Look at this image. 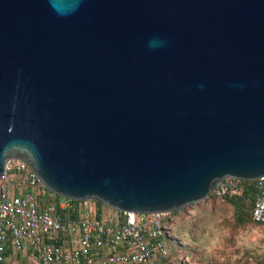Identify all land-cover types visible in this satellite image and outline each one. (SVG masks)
Returning a JSON list of instances; mask_svg holds the SVG:
<instances>
[{
    "label": "water",
    "instance_id": "obj_1",
    "mask_svg": "<svg viewBox=\"0 0 264 264\" xmlns=\"http://www.w3.org/2000/svg\"><path fill=\"white\" fill-rule=\"evenodd\" d=\"M11 159L121 212L263 176L264 0H0Z\"/></svg>",
    "mask_w": 264,
    "mask_h": 264
},
{
    "label": "built area",
    "instance_id": "obj_2",
    "mask_svg": "<svg viewBox=\"0 0 264 264\" xmlns=\"http://www.w3.org/2000/svg\"><path fill=\"white\" fill-rule=\"evenodd\" d=\"M254 181L253 219L264 224V175ZM243 190L240 179L227 177L212 193L224 198ZM57 195L28 162H7L0 178V264H9L12 252L30 254L38 264H152L169 255L155 239L167 229V213L116 211L107 222L96 217L92 200L78 207Z\"/></svg>",
    "mask_w": 264,
    "mask_h": 264
},
{
    "label": "rangeland",
    "instance_id": "obj_3",
    "mask_svg": "<svg viewBox=\"0 0 264 264\" xmlns=\"http://www.w3.org/2000/svg\"><path fill=\"white\" fill-rule=\"evenodd\" d=\"M110 210L115 211L105 206L102 212L109 218ZM165 222L176 246L152 264H264V225L235 224L233 206L213 193L167 213ZM19 257L10 264H38L30 254Z\"/></svg>",
    "mask_w": 264,
    "mask_h": 264
},
{
    "label": "trees",
    "instance_id": "obj_4",
    "mask_svg": "<svg viewBox=\"0 0 264 264\" xmlns=\"http://www.w3.org/2000/svg\"><path fill=\"white\" fill-rule=\"evenodd\" d=\"M240 182L245 185V190H243V192H241V193L227 194L224 197V199L228 203H230L234 208L235 224L244 225V224H247L250 222H255L253 219L252 211H253V208L255 205V200H256L258 191L254 185V183H255L254 180L242 179V180H240ZM57 196L60 198H66V197H62L60 195H57ZM70 200L72 202H74L78 207L80 206V204L82 202L81 200H74V199H70ZM92 202H93V204H95V207H96V212H95L96 217L100 218L104 221L111 222L112 219L110 217L108 218L107 216H105L102 212L103 207H105L106 205H104L103 203L98 202V201H92ZM111 209H113V208H111ZM115 211H118V210H115ZM118 212H121V211H118ZM73 216L79 217V211H76L73 214ZM155 239H160V240L164 241L166 243V245L168 246V248L169 247L173 248V245L176 246L175 242L173 241V238L170 235H168L166 230L164 233L155 236ZM176 244H178V243H176ZM169 250H171V249H169ZM173 250H175V249H173ZM10 255H11V260H12L15 256L19 257V256H22L23 254L20 252H13ZM169 255H170V252H169ZM169 255L166 257H161L160 259L164 260L165 258L169 257ZM10 263L11 262H9V264Z\"/></svg>",
    "mask_w": 264,
    "mask_h": 264
},
{
    "label": "crops",
    "instance_id": "obj_5",
    "mask_svg": "<svg viewBox=\"0 0 264 264\" xmlns=\"http://www.w3.org/2000/svg\"><path fill=\"white\" fill-rule=\"evenodd\" d=\"M110 215H109V217L111 218V217H113V216H115L117 213H116V211H114L113 212V210H110ZM264 225V224H263ZM13 253V252H12Z\"/></svg>",
    "mask_w": 264,
    "mask_h": 264
},
{
    "label": "clouds",
    "instance_id": "obj_6",
    "mask_svg": "<svg viewBox=\"0 0 264 264\" xmlns=\"http://www.w3.org/2000/svg\"><path fill=\"white\" fill-rule=\"evenodd\" d=\"M162 43V42H161Z\"/></svg>",
    "mask_w": 264,
    "mask_h": 264
}]
</instances>
